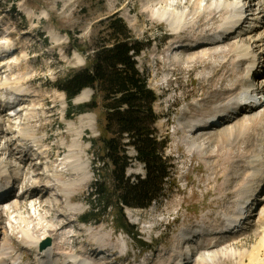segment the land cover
<instances>
[{
  "label": "bare ground",
  "instance_id": "obj_1",
  "mask_svg": "<svg viewBox=\"0 0 264 264\" xmlns=\"http://www.w3.org/2000/svg\"><path fill=\"white\" fill-rule=\"evenodd\" d=\"M156 1L162 4V9L157 11L151 9L150 16L165 22L172 30V35L175 36L168 50H173L175 45H181L182 57L180 61L177 62L171 55H168L166 59L168 64L175 65L177 62L176 66L178 67L192 65L194 69L200 63L206 65L209 61L219 60L218 65L213 66V69L205 68L206 70L212 69V74L203 70L200 79L209 85L216 80L224 79L227 84L220 89L215 88L214 91L207 92L206 96L201 97L200 100L204 102L202 108L195 107V105L184 108L177 123L178 130L183 135L180 141L182 146L205 161L209 169H212L215 162L208 164L206 163L208 160L215 161L219 157L228 155L227 161L231 163V165L229 164L231 167L224 169L225 179L221 186L219 185V192L221 197L232 194L235 198L232 212L222 211L220 221L212 223L208 217L203 216L195 225L188 226L189 231L184 240L182 236L184 231H181L170 248L160 251L158 259L155 258V264H223L231 259L235 260L236 264H264L263 225L260 230L262 235L255 244L248 249L236 248L240 238L236 235L247 228L251 216H256L257 221L262 220L264 216L263 207L257 208L256 206L254 210L247 212L253 204L261 201L260 188L264 186V103L259 106L261 107L259 113L251 112L247 115L235 113V106H233V98L237 90L247 87L250 71L252 78H255L256 83L261 85L260 91L264 93V64L260 66V57L256 56L253 50V46L256 45L260 53L264 52V0L259 1L260 12L255 16L259 20L246 21L247 26L251 24L253 27L242 30V33L238 34L229 30L228 24L236 17V13L241 9L243 3H247L248 0ZM28 16L32 20L34 13H30ZM215 19H219L220 23L213 27ZM129 23L133 25V19ZM4 24H1L0 29L7 30L8 36H10L13 31L6 29ZM222 29L224 31H220ZM218 31H226L220 41H218L219 38H214V34ZM24 34L28 35L24 38L27 43L34 41V37H31L28 31ZM13 40L16 41V38ZM52 40L55 43L60 41L56 36ZM19 44L20 42L16 41V46L20 47L19 51L22 52L26 60H29L24 54V46ZM4 46L6 45L0 43L1 49ZM14 59L16 60V58ZM1 67L2 65L0 66V89L17 90L19 93L16 96H22L23 102L17 103L16 106H23L24 112L16 110V118L14 117L16 121L13 122V118L4 109L5 105H0L1 124L4 126L2 129L0 127V135H10L5 140L0 139V182H2L0 185V194H2L0 196V264H7L10 259L20 258L16 247L32 251L29 256L34 264H37L38 258L47 255L54 257L55 264H97L94 257L86 255L87 250H101L102 253H105L110 249L108 252L110 254L119 253V243L113 242L109 238L110 233H104L103 226L95 229L91 234V237L96 238V242L78 245L80 250H71L77 247V242L70 240V238L73 240L78 237L76 231H74L73 237H65L58 233L63 226L69 230L70 223H75L81 218L75 214L79 207L70 205V203L73 201V193L86 184L90 176L89 166L83 163L82 153L85 151L80 150L78 144V141L83 138L82 133L90 127L89 117L81 115L77 122L69 125V128L76 132L77 137L72 140L69 149L65 151V155L61 159L62 162L61 160L54 164L45 161L34 162V158L29 157L31 153L27 154L28 150L31 148L35 151L34 154L37 156L35 161L43 159L46 155L42 149L44 147L40 146L43 145L44 139L39 138L37 129L27 123L35 119L42 109V105L46 103V97L38 92L35 93V90H31L29 87L28 83L33 79L27 70L29 67H26L25 70V66L23 68L11 66L9 71H6L5 67ZM217 91L218 94H216ZM89 95V90L84 89L74 98V101L82 103L87 100ZM13 98H15L14 95L11 96V99ZM25 105L28 106L25 107ZM15 109V106L11 108V110ZM221 120H225V122L221 125L210 126L211 123ZM197 133L201 135L196 137ZM19 134L26 141L23 142L18 137ZM28 143L31 144L30 148ZM207 143L214 146L215 149H211ZM243 144L246 149L241 152ZM41 155H43L41 158L38 157ZM239 162H243L241 166ZM26 164L32 168H42L41 174L45 177L44 183L31 178L29 173L25 175L22 166ZM46 171L50 172L48 176ZM22 175H25V179H27L25 184L21 183ZM68 176L71 178L67 180ZM9 177L14 178L12 183H8L7 178ZM5 179L8 185L2 181ZM24 187L26 189L13 196L15 188L23 189ZM40 189L46 191L62 189L70 197L67 204L68 212L60 211L57 216L46 214L44 221L47 223L43 226V230H36L33 221L38 220L41 208L48 207L39 201L37 193ZM52 207L62 208L63 203L55 198ZM50 210L52 211V209ZM245 215L247 216L244 218ZM130 216L133 217L131 214ZM4 219H6V226L2 227ZM243 219V228L238 233L230 237H223V228H235L234 223L241 222ZM225 222H227L226 225H224ZM31 224L33 226H30ZM205 226L210 231H206V234L201 237L196 230L203 229ZM60 236L67 238L68 246L60 247L58 245L56 241L61 238ZM48 238L50 245L45 250L37 252L38 245ZM197 243L199 244L194 245ZM225 243H228V247L223 249L222 246ZM36 255L39 256L36 257ZM118 257L119 259L124 258L123 256ZM144 260H147L148 264L154 263L151 262L152 260L150 261V258Z\"/></svg>",
  "mask_w": 264,
  "mask_h": 264
},
{
  "label": "rangeland",
  "instance_id": "obj_2",
  "mask_svg": "<svg viewBox=\"0 0 264 264\" xmlns=\"http://www.w3.org/2000/svg\"><path fill=\"white\" fill-rule=\"evenodd\" d=\"M161 6L162 4H159L156 0H0V27L1 24L5 23L3 26L9 31H13L10 36L13 35L16 41L20 42L28 52L27 58L29 60L22 58L21 54L18 55L21 53L20 51L17 52L15 58H19L17 59L19 60V67L23 68L25 66V70L28 67L30 68L27 70L33 78L28 83L31 90H35V93L38 92L46 97V103L42 105V109H40L35 119L27 123V125L37 129L39 138L44 139L43 145L40 147H44L42 149L46 156L40 161H35V157H37L34 154L35 151L29 149L27 153L29 155L31 153L29 157H33V161L36 163L42 161L49 164L57 163L55 161H57L58 156L63 158L72 140L77 137L76 132H73L69 125L77 122L81 115L89 117L90 127L82 133L83 138L78 141V144L80 150L85 151V153H82L83 163L89 166L90 176L87 183L73 193V201L70 203V205L79 207L75 213L79 217L91 209V205H97L98 203L94 193L95 181L99 178L108 180L107 166L103 164L104 161L101 158L102 152L99 141L102 135L104 118L98 109L82 113L70 112L69 104L65 98V93L61 89V85L74 72L86 66L87 55H93L99 44L107 39V34L110 31L108 21L114 17L123 19L134 38L150 43L137 57V67L146 76L149 87L160 95V98L154 103V110L158 115V120L154 127L157 137L160 140L166 137L167 140L163 156L168 161L170 177L164 182L159 198L149 208L145 210L125 209V214L128 212L126 214L128 221L134 226L133 229L138 233L139 239L146 244L134 240L132 233H129L127 229L117 227L114 218L116 217V210L111 208L107 211L108 215L101 217L99 223L89 222L82 228L81 225L73 222L74 225L81 229L76 230L78 235L76 239L72 240L70 238L71 242H77V247L71 250H80L78 245L96 242V238L91 237V234L95 229L103 226L104 233H110L109 238L113 242L120 241L121 237H123L128 243V249L135 254H138L141 250V245L148 246V250L142 251L141 258L143 260L150 258V261L154 262L152 264H155V258L158 259L160 251L164 248H170L178 234L186 227L195 225L203 216L208 217L212 223L220 221L222 211L232 212L233 210L235 196L231 194L227 197H221L219 192V187L225 179L223 172L231 167V163L227 161L229 159L228 155L219 157L215 161L208 160L206 162L208 164L215 162L212 169H209L205 161L182 146L180 141L183 135L178 130L177 123L184 108L192 105L202 108L204 102L200 100L201 97L206 96L207 92L214 91L215 88L224 87L227 81L224 79L216 80L209 85L200 79V75H203V70L207 71L208 74H212V67L218 65V59L209 61L206 65L200 63L198 64L199 66L195 67L196 69H193L192 65L176 66L182 57L181 45H175L173 50L169 51L168 48L175 39V36L172 35V30L165 22L150 16L151 9L157 11L162 9ZM30 13H34L32 20L28 16ZM132 19L133 25L129 23ZM218 23H220L219 19H215L213 27ZM27 31L31 34V37H34L36 45H28L26 44V39H23L24 37L20 38L21 32L25 33ZM0 32H2L1 29ZM70 34L76 38L77 42L71 40ZM30 36L29 38H31ZM54 36L60 39L58 43L52 40ZM74 44L79 45L84 53L73 48ZM253 50L256 53L259 52L256 45L253 46ZM168 55H171L177 61L175 65L168 64L166 60ZM263 55L264 53L261 54V56ZM259 61L264 63L263 58H260ZM20 64L22 65L20 66ZM207 67L212 69L206 70L205 68ZM3 90L7 91V88L0 91ZM89 90L90 95L86 101L75 103L73 100L72 105L77 106L88 103L93 95V91ZM218 91L216 94L219 93ZM97 101V104H99V97H97ZM55 104L56 106H54ZM260 111L261 107L257 108L253 113L256 114ZM1 119L0 117V124L2 122ZM12 120L13 122L16 121L14 118ZM0 127L1 129L4 128L2 124ZM198 135L201 134L197 133L195 136L199 137ZM0 137V139L5 140L10 135L1 134ZM207 144L211 149H215L214 146ZM245 149L246 146L244 144L241 145V152H244ZM127 154L134 157L136 152L130 147ZM42 156L38 157L41 158ZM242 163L239 162V165L241 166ZM22 170L25 175L29 173L31 178L44 183L45 180L43 179L45 177L41 174L42 168H32L26 164L22 166ZM49 173L46 171L47 176ZM125 174L131 181H135L136 178L145 175V168L133 160L126 169ZM25 175L20 177L23 184L27 180ZM70 178L68 176L67 180ZM107 183L110 187V183ZM16 185L18 186V183ZM23 189H26V187ZM260 189L261 201L253 204L251 210H254L256 206L257 208H264V200H262L264 199V186ZM18 193V188H15L13 196ZM37 194L39 195V201L48 207L40 209L38 220L33 221V225L35 224L34 228L36 230H43V226L47 223L44 221L46 214L57 216L60 211L63 213L65 211L68 212L67 204L70 195L63 192L62 189L57 191L54 189L50 191L40 189ZM55 198L63 203L62 208L55 209L52 207L53 204L51 205V203H53ZM12 200L13 198L11 197ZM130 214L133 217L141 215L142 220H149L157 224V231H154L150 236L152 242H150L151 238L148 235L142 233V229L144 230L145 227L136 226L132 222L133 220L131 221L133 217ZM33 225L31 224L30 226ZM262 225L264 226V216L259 221H257L256 216H251L247 228L243 229L239 235H236L240 237L236 248L248 249L255 244L262 235L260 233ZM1 226H6V219H4ZM159 231L161 232L160 237H158ZM60 237L56 242L60 247L66 246L67 238ZM227 244L225 243L222 246L223 249L228 247ZM16 248L18 253H20L22 247ZM223 264H236V262L231 259Z\"/></svg>",
  "mask_w": 264,
  "mask_h": 264
},
{
  "label": "trees",
  "instance_id": "obj_3",
  "mask_svg": "<svg viewBox=\"0 0 264 264\" xmlns=\"http://www.w3.org/2000/svg\"><path fill=\"white\" fill-rule=\"evenodd\" d=\"M108 28L107 39L93 55H87L86 66L62 83L61 89L70 112L98 109L104 118L99 141L108 180L95 181L98 203L91 205L81 218L85 222H98L113 208L117 226L130 230L132 226L124 209L149 207L159 198L164 182L170 177L168 161L163 156L167 140L166 137L160 140L154 127L158 120L154 103L160 95L149 87L146 76L137 67L136 57L150 43L134 38L120 17L110 19ZM69 37L77 42L72 34ZM73 48L84 53L79 45L74 44ZM86 88L93 91L92 99L86 104L72 105V100ZM130 147L136 152L134 157L127 154ZM133 160L145 168V175L135 181L125 174Z\"/></svg>",
  "mask_w": 264,
  "mask_h": 264
}]
</instances>
